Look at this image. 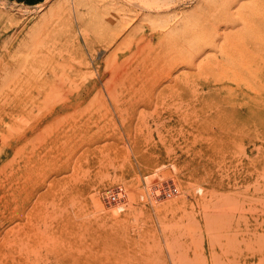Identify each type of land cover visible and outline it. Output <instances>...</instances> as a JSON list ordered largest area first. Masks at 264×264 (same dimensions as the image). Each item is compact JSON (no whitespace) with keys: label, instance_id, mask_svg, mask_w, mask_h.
Returning <instances> with one entry per match:
<instances>
[{"label":"rangeland","instance_id":"obj_1","mask_svg":"<svg viewBox=\"0 0 264 264\" xmlns=\"http://www.w3.org/2000/svg\"><path fill=\"white\" fill-rule=\"evenodd\" d=\"M0 264H264V0H0Z\"/></svg>","mask_w":264,"mask_h":264},{"label":"built area","instance_id":"obj_2","mask_svg":"<svg viewBox=\"0 0 264 264\" xmlns=\"http://www.w3.org/2000/svg\"><path fill=\"white\" fill-rule=\"evenodd\" d=\"M179 195V188L173 180L164 181L151 187L150 198L155 202L164 201ZM126 191L122 186L107 189L102 199L108 206H117L124 202Z\"/></svg>","mask_w":264,"mask_h":264},{"label":"crops","instance_id":"obj_3","mask_svg":"<svg viewBox=\"0 0 264 264\" xmlns=\"http://www.w3.org/2000/svg\"><path fill=\"white\" fill-rule=\"evenodd\" d=\"M41 0H6V2H9L10 4H16V5H22L25 7H34L38 6L47 0H44V2H40Z\"/></svg>","mask_w":264,"mask_h":264},{"label":"bare ground","instance_id":"obj_4","mask_svg":"<svg viewBox=\"0 0 264 264\" xmlns=\"http://www.w3.org/2000/svg\"><path fill=\"white\" fill-rule=\"evenodd\" d=\"M4 1H6V0H4ZM236 1H237V0H236ZM243 1H244V0H243ZM229 2H230V1H229ZM229 2H228V3H229ZM7 3H8V2H7ZM223 3H224V1H223ZM223 3H222V4H223ZM230 3H231V2H230ZM236 3H237V2H236ZM222 4H221V6H222ZM211 5H212V4H211ZM214 5H215V3L213 4V7H215ZM218 6H219V5H218ZM227 6H228V5H227ZM227 6H226V7H227ZM222 7H223V6H222ZM232 8H234V7H232ZM209 10L211 11V7H209ZM209 10H208V11H209ZM217 10H221V7L218 8ZM228 10H229V8H228ZM229 11H230V10H229ZM206 12H207V11H206ZM215 12H218V13H219V11H216V10H215ZM208 13H209V12H208ZM214 14H215V13L212 14L214 17L217 16V15H214ZM216 14H217V13H216ZM220 14H221V13H220ZM220 14H219V15H220ZM204 15H205V14H204ZM208 16H209V14H208ZM232 16H233V14H232ZM203 17H205V16H203ZM210 17H211V16H210ZM210 17H209L208 19H210ZM219 17H220V16H219ZM228 18L230 19V18H232V17L229 16ZM228 18H227V14H226V18H225V20H227ZM223 19H224V18H223ZM213 20H214V19H213ZM213 20L211 19L212 22H213ZM211 21L208 23V25L211 24V26H212V22H211ZM220 22H221V20H220ZM220 22H219V23H220ZM224 22H225V21H224ZM227 22H229V20H227ZM225 23H226V22H225ZM192 25H193V24H192ZM216 29H217V28H216ZM211 32H212V31H211ZM214 32H215V31H214ZM231 91H232V90H231ZM250 95H251V93H250ZM213 148H214V147H213ZM218 152H219V151H218ZM211 153H212V152H211ZM213 153H214V152H213ZM216 153H217V152H216ZM216 153H215V154H216ZM218 154H220V153H218ZM208 156H209V154H208ZM211 157H213V156H211ZM215 157H216V156H215ZM213 158H214V157H213ZM217 158H218V156L216 157V159H217ZM216 159H215V160L213 159V160L216 161ZM218 161H219V160H218ZM213 163H214V162H213ZM213 163H212V164H213ZM219 163H221V161H220ZM162 207H163V206H162ZM162 207H161V209H163ZM159 214H160V213H159ZM162 216H163V214H162Z\"/></svg>","mask_w":264,"mask_h":264},{"label":"trees","instance_id":"obj_5","mask_svg":"<svg viewBox=\"0 0 264 264\" xmlns=\"http://www.w3.org/2000/svg\"><path fill=\"white\" fill-rule=\"evenodd\" d=\"M40 2H44V0H41Z\"/></svg>","mask_w":264,"mask_h":264}]
</instances>
